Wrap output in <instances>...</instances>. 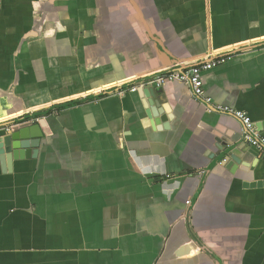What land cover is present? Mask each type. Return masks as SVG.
Returning a JSON list of instances; mask_svg holds the SVG:
<instances>
[{
  "label": "crops",
  "instance_id": "0c3cea01",
  "mask_svg": "<svg viewBox=\"0 0 264 264\" xmlns=\"http://www.w3.org/2000/svg\"><path fill=\"white\" fill-rule=\"evenodd\" d=\"M214 56L202 99L128 91ZM214 106L264 135V0H0V135H40L0 159V264H264V162Z\"/></svg>",
  "mask_w": 264,
  "mask_h": 264
},
{
  "label": "built area",
  "instance_id": "2783aa9c",
  "mask_svg": "<svg viewBox=\"0 0 264 264\" xmlns=\"http://www.w3.org/2000/svg\"><path fill=\"white\" fill-rule=\"evenodd\" d=\"M219 63V58L217 56H214L208 61L195 63L191 66H188L184 70L162 69L156 74H153V78H151L149 81L143 82L139 84V86L132 85L128 88V91L134 93L138 90V88H142L147 85L159 88L169 82H178L190 87L196 99H202L204 97L202 74L211 70ZM121 92H123V90L118 91V93ZM205 102L207 104H210V99L205 98ZM213 109L217 112L230 113L242 123L243 142L248 147L254 148L257 151L260 159L264 162V135L260 134L257 131L254 123L250 120V118L243 112L230 110L229 108L222 106H214Z\"/></svg>",
  "mask_w": 264,
  "mask_h": 264
},
{
  "label": "water",
  "instance_id": "95a60500",
  "mask_svg": "<svg viewBox=\"0 0 264 264\" xmlns=\"http://www.w3.org/2000/svg\"><path fill=\"white\" fill-rule=\"evenodd\" d=\"M147 96L149 95L150 98L154 101V109H150L148 112V116L154 118H159L161 115L159 99L157 98V91L152 88L148 87L147 91L144 92ZM147 96V98H149ZM31 130L29 128H18V129H10L4 131L2 135H0V159L1 161H10L16 159H24L29 158L31 155L36 154V150L38 149L39 143L37 142L40 138V135H32L29 134ZM30 135V136H28ZM29 137H31L29 139ZM30 141V142H29ZM251 148V147H250ZM230 155H239V150H230ZM251 154H257V151L254 148H251L249 151ZM255 152V153H254ZM232 159V157H231ZM260 185V184H258ZM181 252H187L188 248L184 247L180 250Z\"/></svg>",
  "mask_w": 264,
  "mask_h": 264
}]
</instances>
